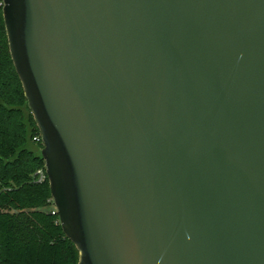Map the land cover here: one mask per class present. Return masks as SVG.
I'll list each match as a JSON object with an SVG mask.
<instances>
[{"label": "water", "instance_id": "95a60500", "mask_svg": "<svg viewBox=\"0 0 264 264\" xmlns=\"http://www.w3.org/2000/svg\"><path fill=\"white\" fill-rule=\"evenodd\" d=\"M77 264H264V0H2Z\"/></svg>", "mask_w": 264, "mask_h": 264}, {"label": "trees", "instance_id": "16d2710c", "mask_svg": "<svg viewBox=\"0 0 264 264\" xmlns=\"http://www.w3.org/2000/svg\"><path fill=\"white\" fill-rule=\"evenodd\" d=\"M2 8L0 0V264H77L78 251L54 209L40 132L9 54Z\"/></svg>", "mask_w": 264, "mask_h": 264}, {"label": "built area", "instance_id": "2783aa9c", "mask_svg": "<svg viewBox=\"0 0 264 264\" xmlns=\"http://www.w3.org/2000/svg\"><path fill=\"white\" fill-rule=\"evenodd\" d=\"M33 140L38 141V139H36V138H33ZM36 174H37V180L38 181H41L44 179V173L42 170H38ZM54 209H55V207H54Z\"/></svg>", "mask_w": 264, "mask_h": 264}]
</instances>
